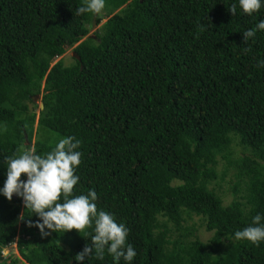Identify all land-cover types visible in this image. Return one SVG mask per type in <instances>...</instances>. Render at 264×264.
Returning <instances> with one entry per match:
<instances>
[{"label":"trees","instance_id":"16d2710c","mask_svg":"<svg viewBox=\"0 0 264 264\" xmlns=\"http://www.w3.org/2000/svg\"><path fill=\"white\" fill-rule=\"evenodd\" d=\"M85 2L0 0V188L5 157L45 154L74 136L73 194L94 189L98 208L130 229L131 264H264V241L234 239L264 217V31L243 39L264 7L248 15L239 0H105L96 23L106 19L88 35L94 13L77 14ZM71 46L72 63L51 65ZM38 219L21 197L0 194V264H77L92 229L42 237L29 227ZM13 242L19 257H5ZM83 264L115 262L105 251Z\"/></svg>","mask_w":264,"mask_h":264},{"label":"clouds","instance_id":"9594fccd","mask_svg":"<svg viewBox=\"0 0 264 264\" xmlns=\"http://www.w3.org/2000/svg\"><path fill=\"white\" fill-rule=\"evenodd\" d=\"M104 7L105 0H86L85 5L77 8V14H99ZM239 7L243 13L252 15L264 7V3L262 0H239ZM228 10L235 16L237 5L232 4ZM200 30H203V25ZM257 31H264V20L243 32L244 43L255 37ZM257 66L264 67V60L257 61ZM80 146V140L67 136L45 154H37L34 148L18 149V154L5 157L7 179L3 188H0V194L9 201L14 194L22 198L25 208L39 217L34 225L29 222V227H37L42 237L51 235V232L75 229L80 233L91 228L92 232L88 234L91 244H86L76 254L77 264H83L93 254L95 258L103 260L105 251L111 255L115 264H119L121 259L131 264L137 252L127 243L130 229L123 222L117 223L113 214L98 208V196L94 189L86 195L73 194L74 186L80 179L75 174L82 162V153L78 151ZM22 174H26V181L21 179ZM61 197L63 203L58 202ZM262 221L264 217L257 214L249 226L234 233V239L246 240L259 246L264 241Z\"/></svg>","mask_w":264,"mask_h":264},{"label":"rangeland","instance_id":"374dc122","mask_svg":"<svg viewBox=\"0 0 264 264\" xmlns=\"http://www.w3.org/2000/svg\"><path fill=\"white\" fill-rule=\"evenodd\" d=\"M105 19L106 18H103L98 24L96 23L95 27L90 30L88 35H90L95 30H97L101 26V24L105 21ZM73 47L74 46L68 47V48H66V50L63 54H61L59 56H55L51 60V65L60 59L63 61V63L65 65L72 63L73 62ZM35 103H36V112H38V110L41 109V107H40L41 96L40 95L35 98ZM36 127H37V124L35 122L34 123V129H36ZM41 137H42L41 133L37 134V135L34 134L32 137V141H34L37 138H41ZM234 149L236 151L235 155H242L243 154V149L240 146L236 145ZM221 164H222V162L218 165V170L221 169ZM229 178H230V174H227L225 177V180H228ZM218 193L223 197V203L224 204H228L231 201L232 195H231L230 191L228 190V185L224 181H221V186H220V189L218 190ZM189 223H194V226L197 228L196 233L200 236L201 239L205 240L208 237H210V235H211L210 232L205 231V229L203 227H198V225H200V220L198 217H194L193 220ZM2 252H3V255L5 257H9L11 255L19 257V253L17 251V247H16L15 242H13L12 244H10L6 248H4Z\"/></svg>","mask_w":264,"mask_h":264},{"label":"water","instance_id":"95a60500","mask_svg":"<svg viewBox=\"0 0 264 264\" xmlns=\"http://www.w3.org/2000/svg\"><path fill=\"white\" fill-rule=\"evenodd\" d=\"M96 17H97V14L94 13L93 19H92V27H91V29H93L95 27V25H96ZM40 107L43 108L42 102H41Z\"/></svg>","mask_w":264,"mask_h":264},{"label":"flooded vegetation","instance_id":"af4514ba","mask_svg":"<svg viewBox=\"0 0 264 264\" xmlns=\"http://www.w3.org/2000/svg\"><path fill=\"white\" fill-rule=\"evenodd\" d=\"M73 54H74V52H73Z\"/></svg>","mask_w":264,"mask_h":264}]
</instances>
